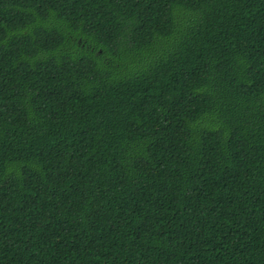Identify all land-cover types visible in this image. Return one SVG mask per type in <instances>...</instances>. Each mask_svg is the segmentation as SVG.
Returning <instances> with one entry per match:
<instances>
[{"label": "trees", "instance_id": "obj_1", "mask_svg": "<svg viewBox=\"0 0 264 264\" xmlns=\"http://www.w3.org/2000/svg\"><path fill=\"white\" fill-rule=\"evenodd\" d=\"M0 264H264V0H0Z\"/></svg>", "mask_w": 264, "mask_h": 264}]
</instances>
